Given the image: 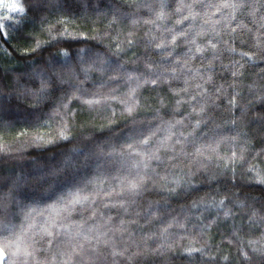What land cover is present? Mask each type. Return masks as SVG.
<instances>
[{
	"label": "trees",
	"instance_id": "trees-1",
	"mask_svg": "<svg viewBox=\"0 0 264 264\" xmlns=\"http://www.w3.org/2000/svg\"><path fill=\"white\" fill-rule=\"evenodd\" d=\"M31 2L0 6V264H264V0Z\"/></svg>",
	"mask_w": 264,
	"mask_h": 264
},
{
	"label": "rangeland",
	"instance_id": "rangeland-1",
	"mask_svg": "<svg viewBox=\"0 0 264 264\" xmlns=\"http://www.w3.org/2000/svg\"><path fill=\"white\" fill-rule=\"evenodd\" d=\"M4 0H0V6H2V2H3ZM38 1L39 0H32V2H31V6H36L37 5V3H38ZM65 65V64H64ZM66 68H67V70H71V67H67L66 66ZM127 79V78H126ZM125 81V80H124ZM149 83L150 84H154L153 82H150L149 81ZM158 83V82H157ZM145 84H148V81H147V83H146V81L145 82H142V81H140V82H138V85H140V86H142V85H145ZM131 94V93H130ZM129 96L130 95H122V98H114V96H113V98L112 97H108V98H106L105 99V101H109L110 103H112V104H110V107H112V105H114V104H122V105H124V103L125 104H128V105H130L131 106V108H137L136 106L138 105V102L136 101V100H134V99H132V98H129ZM90 99H92V98H90ZM84 101V105L85 106H88V107H92V105H94V104H96V103H93V101L92 100H83ZM119 106V105H118ZM189 111L191 110L192 111V107L190 106L189 107V109H188ZM128 113H131L130 111H128ZM6 131H8V129H6ZM165 133H169L168 132V130L166 129V132ZM262 162V161H261ZM263 162H264V160H263ZM262 162V163H263ZM260 173L261 172H259V171H255V173H253V175H255L259 180H260V177H261V175H260ZM262 175H263V173H262ZM156 179H158V178H156ZM150 182H152L153 183V180L152 179H150ZM224 216H226V215H224ZM252 222H254V221H252ZM261 238L263 239L264 238V229H263V234H262V236H261ZM256 244H258V242H256ZM263 243H261V246L263 247ZM261 246H254V250L252 251V253H253V255L255 254V255H258L257 253H260V247ZM233 256H234V263H237L238 262V260L235 258V256L237 255L238 257H240L241 258V260H245V261H248V258H247V256L245 255V254H243V252H242V249H240L239 250V253L238 252H234L233 254H232ZM252 255V254H251Z\"/></svg>",
	"mask_w": 264,
	"mask_h": 264
},
{
	"label": "snow or ice",
	"instance_id": "snow-or-ice-1",
	"mask_svg": "<svg viewBox=\"0 0 264 264\" xmlns=\"http://www.w3.org/2000/svg\"><path fill=\"white\" fill-rule=\"evenodd\" d=\"M6 7H9L12 12H16V11L23 12L24 11L23 8L19 7L16 4L6 5ZM0 27H2V26H0ZM261 182H264V180H262ZM3 256H4V252L2 250H0V257H3Z\"/></svg>",
	"mask_w": 264,
	"mask_h": 264
}]
</instances>
